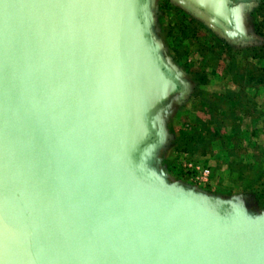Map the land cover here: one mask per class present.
Wrapping results in <instances>:
<instances>
[{
	"label": "water",
	"instance_id": "water-1",
	"mask_svg": "<svg viewBox=\"0 0 264 264\" xmlns=\"http://www.w3.org/2000/svg\"><path fill=\"white\" fill-rule=\"evenodd\" d=\"M157 1L0 0V264H264V210L168 180L166 123L193 85ZM169 1L254 37L247 1Z\"/></svg>",
	"mask_w": 264,
	"mask_h": 264
},
{
	"label": "rangeland",
	"instance_id": "rangeland-1",
	"mask_svg": "<svg viewBox=\"0 0 264 264\" xmlns=\"http://www.w3.org/2000/svg\"><path fill=\"white\" fill-rule=\"evenodd\" d=\"M247 2L254 37L237 46L169 0L157 1L153 18L165 56L193 85L166 123L168 146L161 157L168 180L192 184L185 163L195 162L211 172L204 187L209 194L246 196L256 213L264 210V51L258 49L264 46V7L260 0ZM201 121L213 139L206 135L207 145L193 155L177 148V137Z\"/></svg>",
	"mask_w": 264,
	"mask_h": 264
},
{
	"label": "trees",
	"instance_id": "trees-1",
	"mask_svg": "<svg viewBox=\"0 0 264 264\" xmlns=\"http://www.w3.org/2000/svg\"><path fill=\"white\" fill-rule=\"evenodd\" d=\"M262 3V7H264V0H260ZM166 5L170 6L167 1L164 2ZM193 23V22H192ZM197 24V23H196ZM261 51H264V46H261L258 48ZM255 56V55H254ZM256 57V56H255ZM258 58V57H256ZM200 126L199 128L195 129L192 133L190 134H184L180 135L177 137V142H176V147L181 149L182 151L193 155L196 154L200 151V149H203V147L206 144L205 142V136L209 135V141L213 139V136H215L213 133L209 131V127L207 126V122H199Z\"/></svg>",
	"mask_w": 264,
	"mask_h": 264
},
{
	"label": "built area",
	"instance_id": "built-area-1",
	"mask_svg": "<svg viewBox=\"0 0 264 264\" xmlns=\"http://www.w3.org/2000/svg\"><path fill=\"white\" fill-rule=\"evenodd\" d=\"M185 168L188 181L192 184L202 188L210 185L211 172L209 168L191 161L185 163Z\"/></svg>",
	"mask_w": 264,
	"mask_h": 264
},
{
	"label": "flooded vegetation",
	"instance_id": "flooded-vegetation-1",
	"mask_svg": "<svg viewBox=\"0 0 264 264\" xmlns=\"http://www.w3.org/2000/svg\"><path fill=\"white\" fill-rule=\"evenodd\" d=\"M233 2V4H237V3H240V2H245V1H248V0H231Z\"/></svg>",
	"mask_w": 264,
	"mask_h": 264
}]
</instances>
